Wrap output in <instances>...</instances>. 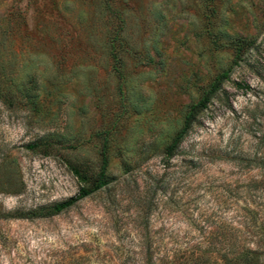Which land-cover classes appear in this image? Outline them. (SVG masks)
Here are the masks:
<instances>
[{
	"label": "rangeland",
	"instance_id": "374dc122",
	"mask_svg": "<svg viewBox=\"0 0 264 264\" xmlns=\"http://www.w3.org/2000/svg\"><path fill=\"white\" fill-rule=\"evenodd\" d=\"M103 155L107 187L0 219V264H122L145 240L210 264L264 239V0H0L1 209L91 188Z\"/></svg>",
	"mask_w": 264,
	"mask_h": 264
},
{
	"label": "trees",
	"instance_id": "16d2710c",
	"mask_svg": "<svg viewBox=\"0 0 264 264\" xmlns=\"http://www.w3.org/2000/svg\"><path fill=\"white\" fill-rule=\"evenodd\" d=\"M229 70L222 72L216 79L213 85L212 91L219 88V84L222 79L228 77ZM209 92L204 98L192 104L184 117L182 127L172 138L170 144L165 149L167 156H170L174 149L177 147L181 139L187 134L191 128L196 116L207 107L209 101ZM106 166V158L103 155L101 157V167L97 179L93 186L89 189L80 188L78 193L59 203H56L48 208H38L26 211L16 210L13 212L4 211L0 207V219H23V218H46L53 217L74 206L78 201L86 198L87 196L95 193L108 186L109 180L104 176V170ZM79 175V171H75ZM152 243L150 240H145L141 243L140 250L134 256V259L122 260V264H209L210 260H206L207 263H201L200 255L195 252L189 254L186 257H174V256H159L151 249ZM264 246V239L248 240L232 238L229 240L226 250L220 252L216 256V261H212L210 264H264V252L261 247Z\"/></svg>",
	"mask_w": 264,
	"mask_h": 264
}]
</instances>
